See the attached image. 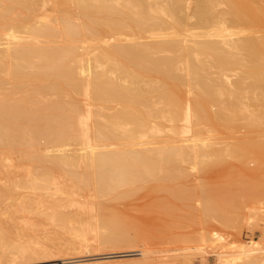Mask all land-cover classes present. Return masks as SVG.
Masks as SVG:
<instances>
[{
    "label": "bare ground",
    "instance_id": "bare-ground-1",
    "mask_svg": "<svg viewBox=\"0 0 264 264\" xmlns=\"http://www.w3.org/2000/svg\"><path fill=\"white\" fill-rule=\"evenodd\" d=\"M260 99L264 0H0V152L27 162L18 181L0 187V214L10 215L8 225L0 222V261L44 257L48 242L66 237L74 255L136 247L126 222L100 216L76 195L111 196L157 179L169 164L201 161L214 144L189 141L213 132L264 134V119L248 118ZM248 105L256 107L244 113ZM183 121L194 127L177 124ZM13 187L54 190L53 204L22 195L12 209ZM31 213L54 225L42 239L29 234L37 226ZM259 245L236 244L219 264H264ZM147 254L58 264H118Z\"/></svg>",
    "mask_w": 264,
    "mask_h": 264
},
{
    "label": "rangeland",
    "instance_id": "rangeland-1",
    "mask_svg": "<svg viewBox=\"0 0 264 264\" xmlns=\"http://www.w3.org/2000/svg\"><path fill=\"white\" fill-rule=\"evenodd\" d=\"M192 4L195 6L194 1ZM192 4L191 13L194 10ZM193 21L194 17L190 22ZM194 22L196 25V20ZM210 69L209 74L212 73ZM211 70L214 72V69ZM36 83V80H31L30 86ZM77 96L83 99L82 95ZM263 100H259L260 105L257 104V107L254 105L257 110L248 105V111L244 113L255 110L246 117L256 115L254 120H263L264 113L259 107ZM253 101L258 102L256 98ZM83 120L92 125L91 118ZM154 122L170 124L161 119ZM177 124L187 125L191 129L194 127L192 123L184 121ZM229 133L223 135L213 132L203 139L205 141L192 139L189 142L199 148L203 142L214 144L213 150L209 153L206 150L203 160L198 162L167 165L157 179L138 181L132 186L120 188L111 196H97L90 189L80 194V197L76 195L80 201H87L88 206L93 207L100 216L115 217L126 222L131 237L139 238L136 247L92 248L89 252L82 250L74 255L68 252L71 243L70 238L66 237L59 243L48 242V255L44 254V257L19 256L17 260H3L0 264H58L73 257H107L141 249H146L148 254L144 257H121L118 264H219V255L230 253L233 250L231 247L236 244L252 245L258 241L259 246L264 247V134ZM176 138L180 139L178 136ZM41 147L47 145L42 142ZM9 164L20 167L11 171L7 167ZM26 164L15 151L0 152V187H11L18 181V176L27 169ZM53 173L59 181L65 182L62 173L56 170ZM54 192L13 187L9 191L11 199L6 202H13L12 209H16L21 196L25 195L38 201L40 199L42 205L49 206L53 204ZM76 207L72 205L70 208ZM7 215L4 218L0 214V222L4 225L9 224L10 215ZM29 216L37 225L34 232H29L33 237L42 239L44 231L54 229L52 224L40 223L35 214ZM17 223H22L21 219Z\"/></svg>",
    "mask_w": 264,
    "mask_h": 264
}]
</instances>
